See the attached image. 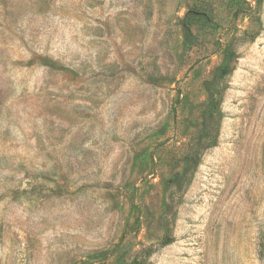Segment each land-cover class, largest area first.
I'll return each mask as SVG.
<instances>
[{
  "label": "rangeland",
  "instance_id": "rangeland-1",
  "mask_svg": "<svg viewBox=\"0 0 264 264\" xmlns=\"http://www.w3.org/2000/svg\"><path fill=\"white\" fill-rule=\"evenodd\" d=\"M145 250L264 264V0H0V264Z\"/></svg>",
  "mask_w": 264,
  "mask_h": 264
},
{
  "label": "trees",
  "instance_id": "trees-1",
  "mask_svg": "<svg viewBox=\"0 0 264 264\" xmlns=\"http://www.w3.org/2000/svg\"><path fill=\"white\" fill-rule=\"evenodd\" d=\"M257 2H258V5H260L261 4V2H262V0H257ZM190 23V22H189ZM187 28H188V25L186 26ZM250 40H252V38H250ZM227 68L226 67H223V69H222V73L225 75L226 73H227ZM220 100H221V96H220V94H216L214 97H213V103H214V105H215V107L218 105V103L220 102ZM215 145V143L213 142V143H211L208 147H212V146H214ZM208 147H206L205 149H207ZM169 243V241H164L163 242V244L162 245H167ZM145 255H144V257H143V259L142 258H136V259H134L133 261H131V263L130 264H146L145 263V259L147 258V257H149L150 256V254H151V251L150 250H145Z\"/></svg>",
  "mask_w": 264,
  "mask_h": 264
}]
</instances>
